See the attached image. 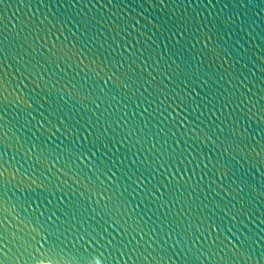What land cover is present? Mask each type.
Masks as SVG:
<instances>
[{
  "label": "water",
  "instance_id": "1",
  "mask_svg": "<svg viewBox=\"0 0 264 264\" xmlns=\"http://www.w3.org/2000/svg\"><path fill=\"white\" fill-rule=\"evenodd\" d=\"M36 230L53 264H264V0H0V264Z\"/></svg>",
  "mask_w": 264,
  "mask_h": 264
},
{
  "label": "snow or ice",
  "instance_id": "2",
  "mask_svg": "<svg viewBox=\"0 0 264 264\" xmlns=\"http://www.w3.org/2000/svg\"><path fill=\"white\" fill-rule=\"evenodd\" d=\"M27 247H30L29 255L32 264H53L56 247L49 236L43 231L36 230L35 235L27 240ZM47 243V247L44 244Z\"/></svg>",
  "mask_w": 264,
  "mask_h": 264
}]
</instances>
